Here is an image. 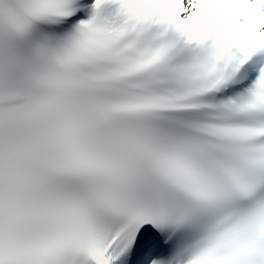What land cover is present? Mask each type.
I'll list each match as a JSON object with an SVG mask.
<instances>
[{"label":"snow or ice","instance_id":"snow-or-ice-1","mask_svg":"<svg viewBox=\"0 0 264 264\" xmlns=\"http://www.w3.org/2000/svg\"><path fill=\"white\" fill-rule=\"evenodd\" d=\"M0 264H264V0H0Z\"/></svg>","mask_w":264,"mask_h":264}]
</instances>
